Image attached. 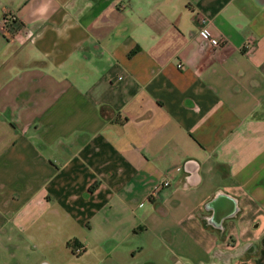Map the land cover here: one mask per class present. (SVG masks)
Instances as JSON below:
<instances>
[{
  "label": "crops",
  "instance_id": "crops-1",
  "mask_svg": "<svg viewBox=\"0 0 264 264\" xmlns=\"http://www.w3.org/2000/svg\"><path fill=\"white\" fill-rule=\"evenodd\" d=\"M0 264H264V0H0Z\"/></svg>",
  "mask_w": 264,
  "mask_h": 264
},
{
  "label": "built area",
  "instance_id": "built-area-1",
  "mask_svg": "<svg viewBox=\"0 0 264 264\" xmlns=\"http://www.w3.org/2000/svg\"><path fill=\"white\" fill-rule=\"evenodd\" d=\"M13 20H14V16H13L12 14L9 13V14L5 15V17H4V19H3V23H4V24H8V23H11ZM32 35H33V33H32L31 31H27V36H28V37L31 38ZM210 42H211V45H212V46L219 47V46L225 44V39H222V38H211V39H210ZM177 67H178V68H183V65H182V64H178ZM168 185H169V181L164 180V181L159 185V188L155 190V193H157L158 191H160V189H161L162 187H167ZM155 193H154V194H155ZM234 245H235V243H233V244H232V243H229V244H228V247H229V248H230V247L233 248ZM74 251H75L76 253L80 252V251H81V247H76V248L74 249Z\"/></svg>",
  "mask_w": 264,
  "mask_h": 264
},
{
  "label": "clouds",
  "instance_id": "clouds-1",
  "mask_svg": "<svg viewBox=\"0 0 264 264\" xmlns=\"http://www.w3.org/2000/svg\"><path fill=\"white\" fill-rule=\"evenodd\" d=\"M40 11H41V12H43V11H44V9H41Z\"/></svg>",
  "mask_w": 264,
  "mask_h": 264
}]
</instances>
